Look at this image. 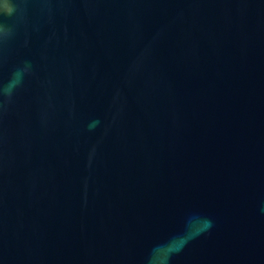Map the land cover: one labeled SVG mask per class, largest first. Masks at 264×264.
<instances>
[{"label":"water","instance_id":"95a60500","mask_svg":"<svg viewBox=\"0 0 264 264\" xmlns=\"http://www.w3.org/2000/svg\"><path fill=\"white\" fill-rule=\"evenodd\" d=\"M0 264H264V0H0Z\"/></svg>","mask_w":264,"mask_h":264},{"label":"clouds","instance_id":"9594fccd","mask_svg":"<svg viewBox=\"0 0 264 264\" xmlns=\"http://www.w3.org/2000/svg\"><path fill=\"white\" fill-rule=\"evenodd\" d=\"M186 241L183 240V239H180V240H177V241H173L171 243V247L170 248H165V249H162V252L164 253L163 257H159L158 260H163V259H166L167 258V255L170 251H172L173 249L175 250H179L182 245L185 243Z\"/></svg>","mask_w":264,"mask_h":264}]
</instances>
